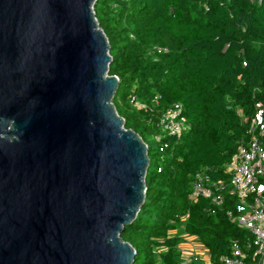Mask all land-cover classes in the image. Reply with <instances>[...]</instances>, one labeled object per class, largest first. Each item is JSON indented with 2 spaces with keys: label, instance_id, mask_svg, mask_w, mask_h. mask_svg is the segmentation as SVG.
<instances>
[{
  "label": "water",
  "instance_id": "obj_1",
  "mask_svg": "<svg viewBox=\"0 0 264 264\" xmlns=\"http://www.w3.org/2000/svg\"><path fill=\"white\" fill-rule=\"evenodd\" d=\"M96 0H0V264H133L148 146L112 102Z\"/></svg>",
  "mask_w": 264,
  "mask_h": 264
},
{
  "label": "trees",
  "instance_id": "obj_2",
  "mask_svg": "<svg viewBox=\"0 0 264 264\" xmlns=\"http://www.w3.org/2000/svg\"><path fill=\"white\" fill-rule=\"evenodd\" d=\"M94 11L110 46L108 74L119 79L112 102L124 127L155 135L174 103L189 124L179 137H161L167 147L151 169L148 147L144 202L120 233L135 249L133 264H179L184 237L220 264L231 240L243 245L249 233L226 215L227 195L212 206L189 193L200 170L228 180L225 165L250 137L255 103H264V0H96Z\"/></svg>",
  "mask_w": 264,
  "mask_h": 264
},
{
  "label": "built area",
  "instance_id": "obj_3",
  "mask_svg": "<svg viewBox=\"0 0 264 264\" xmlns=\"http://www.w3.org/2000/svg\"><path fill=\"white\" fill-rule=\"evenodd\" d=\"M158 98L155 95L153 101L157 102ZM130 101L137 107L144 106L134 96ZM158 129L154 136L160 151L167 147L161 142L162 136L179 137L189 129L180 103L160 113ZM247 132L250 134L248 141L238 146L225 165L228 180L213 179L203 169L194 175L189 193L191 200L206 198L212 206L222 205L227 195L232 204L226 215L249 233L243 245L237 239L231 240L229 252L221 255L220 264H264V103L261 101L255 103ZM179 249V264H211L203 247L187 249L179 244Z\"/></svg>",
  "mask_w": 264,
  "mask_h": 264
},
{
  "label": "rangeland",
  "instance_id": "obj_4",
  "mask_svg": "<svg viewBox=\"0 0 264 264\" xmlns=\"http://www.w3.org/2000/svg\"><path fill=\"white\" fill-rule=\"evenodd\" d=\"M143 139L148 144L149 153H150V156L152 157V167L150 166V169H151V168H153V159L156 157L158 158L160 155V153L158 151V143L156 142V138L154 136V133L151 132V130H149V129L148 130L146 129L143 132ZM202 256H204V255L202 254Z\"/></svg>",
  "mask_w": 264,
  "mask_h": 264
},
{
  "label": "crops",
  "instance_id": "obj_5",
  "mask_svg": "<svg viewBox=\"0 0 264 264\" xmlns=\"http://www.w3.org/2000/svg\"><path fill=\"white\" fill-rule=\"evenodd\" d=\"M180 245L183 248H187V249H189V248L195 249L197 247H201L193 238H190V237H184V240L182 243H180ZM206 255H208V254H206Z\"/></svg>",
  "mask_w": 264,
  "mask_h": 264
}]
</instances>
